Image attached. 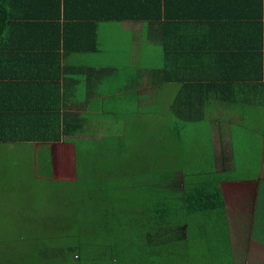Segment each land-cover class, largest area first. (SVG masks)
I'll return each instance as SVG.
<instances>
[{
	"label": "trees",
	"instance_id": "trees-1",
	"mask_svg": "<svg viewBox=\"0 0 264 264\" xmlns=\"http://www.w3.org/2000/svg\"><path fill=\"white\" fill-rule=\"evenodd\" d=\"M188 1L195 4L190 5L187 0H65V5L62 6L60 0L57 3L58 17H61L62 13L64 19L73 22L71 24H74L75 28L57 25V32L53 34L55 40L49 42L52 45L47 43L38 48L48 61L44 65L40 64L39 71L33 72L26 67L20 75L13 71L17 63L22 61L28 63L26 66L31 69L37 68L33 63L36 60L32 56L37 57L34 54L18 53L15 58L12 56L11 60L5 55H0V145L10 144L18 152L22 150L21 146L35 149L43 145L45 150L59 151L78 147L79 144L91 145L87 152L82 151V155L77 154L75 150L70 151L73 159L69 164L59 161L52 163L47 153L45 160L35 167L34 176L38 175L37 168L43 170L42 175L47 183L42 194L47 193V196L53 194V183L65 177L66 170L74 171L73 181L62 179L57 185L62 186L63 192L76 194L77 198L73 201L75 210L73 213H51L49 224L52 227H35L38 232L36 235L33 228L22 227L15 240H7L5 245L0 247V264H198V257L206 261L205 264H212L209 262L211 257L220 254L221 260L215 264H234L229 257L231 253L225 247L226 240L229 244L232 241L230 232L233 227H230L226 216L221 184L239 176H235L234 172L216 174L215 171L205 169L208 171L206 174H209L208 179L195 180L194 177L199 173H189L185 164L179 163L177 174L180 176L182 172L185 173L184 181L177 179L174 174H162V177L152 184L148 179L152 176L148 175H142L143 178H136L127 183L125 179H121V175L130 172L121 163L126 162L124 156L128 153V144L125 145L124 139L128 134L124 132L121 137L113 135L100 141L78 139L79 129L84 127L82 117L73 111L74 101L80 98L79 91L77 88H71L70 92L67 87L61 88L63 83L60 81L65 76L69 77L67 70H70L62 68L61 49L65 52L92 50L90 45L82 44L78 40L71 43L72 31L81 30L86 35V27H90V24L83 22L92 20L94 29L91 30L94 31L95 22H146L154 19L156 25L160 26V38H154L160 41L164 49L165 63L161 72H167L168 82L181 84L182 96L179 98L178 91L170 107L173 120L171 127L176 131L174 135L179 138V145L193 146L190 144L191 139L181 137V132L191 131V124H197L206 118L207 111L210 108L214 111L219 99L227 104H234L231 97L224 99L225 95L222 94L227 88L225 84H220V81L229 83V79H232V84L235 81L246 84L241 88L231 85L229 90L232 93L234 86L239 90L246 88L243 101L262 106L264 0H258L254 6L248 4L252 0H244L243 5L241 0L231 1L236 10L229 5L224 7L222 0ZM206 3L211 4V9L206 8ZM62 7L65 9L64 13ZM192 7L195 10L205 8V13L208 12L207 16L199 18L201 22L195 27L196 35L217 29L215 23L208 22V15L216 16L220 26L228 28L230 24L233 27L231 30L242 32L234 38L230 36L229 39V28L225 29L224 38L219 40L208 38L207 34L204 45L210 47L212 43L214 48L233 47L235 50L237 47L242 50L238 60L244 58L247 64L251 65L252 71L246 72L248 79L239 77L233 71L227 76V73H223L221 77V73L215 71L211 82H206L199 77H179V72L173 70L177 69L173 65L179 69V62H183V55L179 53V47L182 48L180 44L183 42L179 40V32L186 30L187 33L190 28L187 25L191 24L188 23L190 21L183 20L190 19ZM197 12L198 10L196 15ZM186 13L189 16L185 17ZM1 19L0 12V37L4 26ZM150 26L152 24L147 29ZM81 27L84 30L77 29ZM1 43H6V49H15L7 45V39H0V45ZM92 43L95 45L94 40ZM252 47L254 50H251ZM96 49L95 46L94 50ZM14 59L16 61H13ZM49 78H53L51 82L47 81ZM216 84L219 85L213 86ZM197 85L202 94L208 92L211 87L214 88L217 100H211L209 93H206L208 98L203 95L194 101L186 98L190 92H195ZM253 94L254 99H251ZM199 129L191 131L192 139ZM131 145L133 147L134 144ZM131 157L134 158V154ZM83 165L86 167L82 168ZM158 168L159 166L154 167ZM55 169H61L60 177L52 176ZM22 171L24 173V170ZM6 182V173L2 170L0 189H5ZM16 183L24 184V181ZM28 185L25 183L23 187L27 188ZM150 186L152 187L146 190ZM140 193L145 195L136 196ZM114 194L118 196V200ZM52 201L46 200V204L54 208ZM101 204L104 206H100ZM102 210L103 218L99 215ZM72 221L75 227H65ZM117 225L120 227H116ZM196 233H199V240L195 237ZM215 242L221 249L220 254L216 251ZM251 264H264V261L259 263L252 260Z\"/></svg>",
	"mask_w": 264,
	"mask_h": 264
},
{
	"label": "crops",
	"instance_id": "crops-1",
	"mask_svg": "<svg viewBox=\"0 0 264 264\" xmlns=\"http://www.w3.org/2000/svg\"><path fill=\"white\" fill-rule=\"evenodd\" d=\"M60 0H0V12L2 13L1 23L4 25L3 33L0 39H7V45L12 46L15 49H6L5 44L0 45V55H5L9 57L8 60H11V57L20 54H31L36 55L32 56L36 61H33L34 66L37 68L31 69L26 66V62L22 61L21 63H17V66L14 68L17 74L20 75L24 71V67L27 70H31L33 72L39 71L41 65H44L46 61L43 57V52L38 50L39 47L45 46L50 41H54L53 34L57 32V25L66 26L68 28H75L73 22H67L64 19L62 13L61 17H58L57 13V3ZM235 0H222L223 6L229 5L233 10L236 8L230 3ZM242 1V5L244 4V0ZM258 0L249 1V5L254 6ZM187 3L192 5L195 4L193 1H188ZM155 4H157L155 2ZM253 4V5H252ZM61 5H65V0H61ZM241 5V6H242ZM202 7V6H201ZM206 8L211 9V4L206 3ZM63 13L65 9L62 7ZM197 15L195 14L196 11ZM205 8L196 9L192 7V13L190 14L189 20L191 24L189 25L187 33L186 30L183 32H179V40L183 41L179 47V53L183 55V62H179L178 66L173 65V67L177 69H173L179 72V77H199L200 79L206 80V82H211L214 77L215 71H219L221 73V77L223 73H227V75L231 73L238 74L239 77L245 79L247 78L246 72L252 71L250 68L251 65L247 64V60L241 58V51L238 50L237 47H220L214 48L213 44H210V47L204 45V41L207 38H216L221 39L224 38L225 29L229 28V39L230 36L234 38L236 34L242 33L241 31H233V28L230 24L228 28L220 26V22L218 18L212 17L211 15L208 19L209 23H215L216 30H212L213 32H203L199 34H195L197 27V23L201 22L199 18L207 16L205 13ZM200 15L201 17H198ZM264 15V13H263ZM189 16L187 13L185 17ZM77 21V20H76ZM74 21V23H77ZM236 21V19H235ZM234 21V22H235ZM264 22V17L262 18ZM83 23H89L90 27H86V35L84 32L72 31L71 43L74 40H78L82 44L86 43V45H90L92 50H77L75 52H65L61 49V64L62 68L70 69L67 70L69 77L66 76L60 81L61 88L67 87L70 92L71 88H77L79 91V99L74 101L75 112H78L82 117L84 122L83 129H79V134L77 138L82 140L85 138L86 141L97 140L100 141L109 136H117L121 137L124 133V130L129 128L134 130V127L139 124L141 117L144 114L146 106L151 105H159L161 103L162 95L168 91L172 90L174 87H178V91L181 89V84L170 83L166 80V76L168 77L167 72H161V69L164 67V49L163 45L156 38H160L159 28L160 26L156 25V20L140 22V21H108V22H95L96 29H94L92 24L94 23L92 20H87ZM149 29L148 26L151 25ZM77 29H83L77 28ZM191 29V31H189ZM116 30L118 32L125 33L129 36V38L133 41L130 46L129 57L132 61L135 53H138L139 58L138 62L133 63L129 62L128 57V65L121 66L120 62L116 59L110 58L109 53H114V48L107 47L105 48L104 42H102L103 34L107 31ZM91 32H93L91 34ZM195 32V33H194ZM211 35V36H210ZM156 36V38H154ZM136 38L141 40H135ZM85 40V41H84ZM95 41V45H93L92 41ZM142 43V45H141ZM51 44V43H49ZM52 45V44H51ZM73 47V45L71 44ZM95 46L97 47L94 50ZM113 50V51H112ZM254 50V47L251 48ZM105 53L109 57L105 60ZM117 53V52H116ZM23 58V57H22ZM13 61H16L15 59ZM108 63H111L110 68H106L109 66ZM139 64L143 65L141 68L132 69L133 65L131 64ZM105 64V65H104ZM127 67L129 69V74L123 79V81L116 80V74ZM132 67V68H131ZM106 69V70H104ZM233 71V72H232ZM194 73V74H192ZM167 74V75H166ZM176 76V75H175ZM72 77V79H69ZM226 78V77H225ZM53 79V78H51ZM51 79L49 80L51 82ZM230 82L220 81V84H225L227 90L223 91L222 95L224 99L231 97L233 102H238L239 98L243 101L244 95L247 92V89H237L235 86V90L230 92L231 85H237V87L246 86L244 83H238L235 81L234 84L232 79H229ZM55 81V80H53ZM215 83V82H214ZM219 84L213 85L218 86ZM50 86V85H49ZM48 87V85H47ZM192 87V86H191ZM50 88V87H48ZM214 88H210L208 92L201 93L199 85L196 86L195 92H190L186 98L190 101L198 100L200 95L207 97L209 93V98L217 100L215 97ZM207 93V94H206ZM205 99V98H204ZM251 99H254V94ZM128 102L133 104V107L130 111L123 108L122 105H125ZM99 105V107L103 108L105 105L111 106V112L108 117L104 116V113L101 111H94L90 108V105ZM168 105H171L170 103ZM171 107V106H170ZM170 107L167 109L166 116H170ZM258 107L261 111L260 121L264 124V104L262 106H256L253 104H247L240 108L239 114H241V109ZM209 108V107H208ZM231 108L229 104H227L224 100L217 101V107L209 109L211 113L215 111L228 112ZM248 111V113H249ZM77 113V114H78ZM245 115V124H250L247 120L251 119L248 115ZM228 116L231 113H227ZM166 116H163L166 118ZM211 115H207L201 122V126L207 130L205 131L207 135H211L213 140L211 144L208 146V152L206 155V167L205 169H209L210 172H214L216 174H229L235 173L237 174V162L235 160V147L232 141H228L227 139L224 142H220L219 144H214L216 141V135L212 132V129L209 128V119ZM234 117V116H233ZM231 117V118H233ZM241 117V116H240ZM235 116L237 125L242 117L240 118ZM127 121L129 122L127 124ZM244 124V125H245ZM197 124H191V131L193 129H198L200 127L196 126ZM233 125V127L235 126ZM251 125V124H250ZM61 126H63V122L61 120ZM128 126V127H127ZM188 128V129H189ZM232 128L227 127L224 129L225 135H232ZM199 133V132H197ZM196 133V134H197ZM260 138L264 141L263 134ZM186 143V142H185ZM191 145L192 142H190ZM10 145V144H7ZM1 146H3L1 144ZM12 146V145H10ZM229 147L232 151V157L229 156L225 159H221L219 155L222 152V149L228 150ZM183 146L179 145V151H184ZM219 155V156H218ZM254 157L256 158L257 164L255 165L258 168V176L254 173L251 175H244L242 178L235 177L232 181L223 182L221 185V190L223 192V198L226 203V216L229 221L230 227H237L236 229H240L242 233L247 234L248 246L253 250L254 256L252 259H248L247 263L251 264L253 261H264V256L258 250V242L264 240V233L259 235H253L255 227L254 217L257 215L258 207H262L256 203V200L259 197H262L264 193V150L262 149L261 143L256 146ZM234 159V160H233ZM233 167L232 170H224L220 171V165H223L222 162H226ZM246 168L252 169V165L248 163L244 166ZM248 198V199H247ZM264 219V212L262 214V220ZM260 218V222L263 224ZM252 222V223H251ZM260 223V224H261ZM243 227H251L245 230ZM251 232V233H250ZM232 240V238H231ZM259 240V241H257ZM258 259V260H256Z\"/></svg>",
	"mask_w": 264,
	"mask_h": 264
},
{
	"label": "rangeland",
	"instance_id": "rangeland-1",
	"mask_svg": "<svg viewBox=\"0 0 264 264\" xmlns=\"http://www.w3.org/2000/svg\"><path fill=\"white\" fill-rule=\"evenodd\" d=\"M135 40H141L136 38ZM102 42L105 48L112 47L114 48V53H109L110 58L118 60L121 66L128 65L129 49L132 44V40L125 33L118 32L116 30L107 31L103 34ZM142 45V43H141ZM113 51V50H112ZM117 52V53H116ZM109 57L105 53V60ZM139 55L135 53L131 61L129 57V62L136 63L138 62ZM111 67V63H108ZM105 65V64H104ZM133 65L132 69L141 68L143 65L131 64ZM106 70V69H104ZM107 71V70H106ZM129 74V69L124 67L121 71L116 74L115 79L123 81V79ZM178 87H174L166 91L161 97V103L159 105L146 106L144 114L141 117L139 124L134 127V130H131L130 127L125 129L128 135L125 137V145L128 144V153H126L125 161L121 163L124 168H127L130 173L121 175V179L127 183L133 182L136 178H143L142 175L152 176L149 177V183L159 180L162 174L175 175L177 179L184 181L185 173L182 172V175L177 174L179 169V163L185 164L186 170L189 173L198 174L197 177H194L196 180H201L202 178H207L209 176L208 171H205L206 167V155L208 152V146L211 144L213 137L207 135V131L204 126H201L202 122H197V127H200L198 131L193 134V139L191 137V131L186 133L181 132V137L189 138L192 141V147L183 146L184 151H179V138H176V133L174 127H171V122H173L171 117H167V109L172 105L176 96L178 95ZM179 91V98H181ZM240 103L233 102L234 104H229L231 108L228 110L231 115L228 116V112L215 111L213 113L207 111L206 115H211L209 119V128L212 129V132L216 135V141L214 144H219L224 142L226 139L232 141L235 147V160L237 162V174L241 178L244 175H251L254 173L258 176V168H256V158L254 157L256 146L261 143L262 149L264 150V141L261 135L264 136V124L260 121L261 111L258 107L241 109L240 108L246 105V102L238 99ZM125 105H122L123 108L129 109L130 111L133 107V104L125 102ZM171 105H168V104ZM90 108L94 111H101L104 113V116L108 117L111 112V106L105 105L103 108L99 105L93 104L90 105ZM249 111V113H248ZM248 113L250 120H247L250 124H245V115ZM163 116H166L163 117ZM235 116L242 117L240 122L235 125L236 118ZM233 117V118H231ZM240 117V118H241ZM245 124V125H244ZM233 125H235L233 127ZM230 127L232 128V135H225L224 129ZM199 132V133H197ZM197 133V134H196ZM175 136V137H174ZM82 140H86L82 138ZM131 144H134L133 147ZM131 145V146H130ZM91 145H78V147H70L64 150L49 149L45 150L42 145L40 148L27 149L24 146H21L22 150L20 152L15 151L10 145H0V172L3 170L6 173L7 182L4 183V188L0 189V247L4 246L7 240H15L17 238V233L22 229V227H27V229H32L34 235L38 232L34 229L35 227H52L49 224L50 214L62 211H68L73 213L75 210V204L73 201L77 198L76 194L71 192H63L62 186L57 185L60 180L67 179L68 181H73L74 171L66 170V176L60 178L59 182L53 183L52 190L53 194L47 196V193L42 194L43 187L47 183L43 178L42 171L40 168H37L38 175L34 176L35 167L39 166V163H42L45 160L46 154L50 156V161H59L60 163L69 164L73 159L72 153L77 151V154L82 155V151L87 152L90 149ZM83 149V150H82ZM190 149V150H189ZM189 150V151H188ZM134 154V158L131 156ZM221 159H226L232 157V151L229 147L228 150L222 149V152L219 153ZM218 155V156H219ZM127 158V159H126ZM141 158L143 162L140 161ZM234 160V159H233ZM112 162V157H111ZM223 165L219 167L220 171L232 170L233 167L226 162H222ZM252 165V169L244 167L246 164ZM59 165V164H58ZM155 166H159L158 169H154ZM85 168L86 166H81ZM143 167V168H141ZM24 170V173L23 171ZM61 169H55L52 173L53 177H60ZM154 171V172H153ZM202 172V173H201ZM159 175L154 176L153 175ZM18 174V175H17ZM191 175V174H190ZM20 176V178H19ZM159 178V179H158ZM208 179V178H207ZM16 181H24V184H29L27 188L23 187L24 184H17ZM189 182H193L190 181ZM31 187V188H30ZM152 186L147 188L150 189ZM124 188V187H123ZM32 189V191H31ZM8 193V194H7ZM131 195V193H130ZM145 195V193H140L136 196ZM115 198L118 200V196L114 194ZM52 199V208L46 204V200ZM248 199V198H247ZM40 203V205H39ZM256 203L262 207H258L257 215L254 217L255 228L254 234L257 237L264 233L263 224L260 222L262 220V214L264 212V193L262 197H259L256 200ZM104 206V205H100ZM112 208V207H111ZM184 212V211H183ZM126 213L128 211L126 210ZM100 217L103 218V210L99 213ZM33 218V220H32ZM60 219V218H59ZM26 220H30L29 222ZM264 221V219L262 220ZM26 222V224L24 223ZM33 223V224H32ZM252 223V222H251ZM261 223V224H260ZM65 227H75L72 222L67 223ZM120 227V226H116ZM233 227L230 232L232 241L229 242L226 240L225 247L229 250L231 254L229 257L234 261V264H247V260L254 256L253 250L248 246L247 234L242 233L240 229ZM245 230L251 227H243ZM251 233V232H250ZM195 237L200 238L199 233L195 234ZM259 241V240H257ZM216 251L220 254L221 249L216 243ZM258 250L264 256V240L258 242ZM221 255V254H220ZM220 255H213L210 259V263L215 264L219 263L221 258ZM258 260V259H256ZM259 263L262 262L258 261ZM198 264H205L206 261L197 258Z\"/></svg>",
	"mask_w": 264,
	"mask_h": 264
}]
</instances>
